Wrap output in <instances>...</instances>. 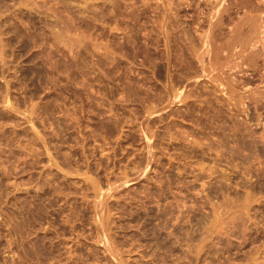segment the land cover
I'll return each mask as SVG.
<instances>
[{
    "label": "rangeland",
    "instance_id": "rangeland-1",
    "mask_svg": "<svg viewBox=\"0 0 264 264\" xmlns=\"http://www.w3.org/2000/svg\"><path fill=\"white\" fill-rule=\"evenodd\" d=\"M263 2L0 0V264H264Z\"/></svg>",
    "mask_w": 264,
    "mask_h": 264
},
{
    "label": "bare ground",
    "instance_id": "bare-ground-1",
    "mask_svg": "<svg viewBox=\"0 0 264 264\" xmlns=\"http://www.w3.org/2000/svg\"><path fill=\"white\" fill-rule=\"evenodd\" d=\"M221 1H222V0H221ZM263 1H264V0H263ZM86 2H87V0H86ZM88 2H89V1H88ZM93 2H94V1H93ZM84 3H85V2H84ZM219 3H220V2H219ZM263 3H264V2H263ZM86 4H87V3H86ZM86 4H85V6H86ZM169 4H171V3H169ZM169 4H168V5H169ZM222 4H223V3H222ZM225 4H226V3H225ZM81 5H82V3H81ZM83 5H84V4H83ZM83 5H82V6H83ZM92 5H93V4H92ZM77 6H78V5H77ZM85 6H84V7H85ZM180 6H182V5H180ZM79 7H80V6H79ZM169 7H171V6H169ZM174 7H175V6H174ZM260 7H261V6H260ZM81 8H82V7H81ZM86 8H87V6H86ZM97 8H98V7H97ZM223 8H224V7H223ZM166 9H167V8H166ZM211 9H212V8H211ZM215 10H217V9H215ZM218 10H219V9H218ZM221 10H222V9H221ZM77 11H78V10H77ZM212 11H213V10H212ZM215 12H216V11H215ZM215 12H214V14H215ZM236 12H237V11H236ZM260 12H261V11H260ZM82 13H83V12H82ZM84 13H85V12H84ZM262 13H263V11H262ZM79 14H80V13H79ZM216 14H217V13H216ZM214 16H215V15H214ZM255 16H256V15H255ZM253 17H254V16H253ZM261 17H262V16H261ZM261 17H260V18H261ZM263 17H264V16H263ZM166 18H167V17H166ZM209 19H211V18H209ZM240 19H241V18H240ZM243 20H244V19H243ZM253 20H254V19H253ZM211 22H212V21H211ZM245 22H246V21H245ZM258 22H259V21H258ZM238 23H239V22H238ZM248 23H249V22H248ZM253 23H254V21H253ZM260 23H261V22H260ZM260 23H257V25L260 24ZM261 24H262V23H261ZM248 26H249V25H248ZM250 26H251V25H250ZM255 26H256V25H254V28H256ZM220 27H221V26H220ZM251 27H252V26H251ZM251 27H250V30H253L254 28L251 29ZM258 27H259V28H260V27L262 28V25H261V26L259 25ZM263 27H264V26H263ZM240 29H241V28H240ZM248 29H249V28H248ZM256 29H257V28H256ZM233 30H234V29H233ZM250 30H249V31H250ZM258 30H259V29H258ZM211 31H212V30H211ZM236 31H237V30H236ZM246 31H247V30H246ZM262 31H263V30H262ZM254 32H256V31L254 30ZM258 32H260V30L257 31L256 33H258ZM263 32H264V31H263ZM263 32H262V33H263ZM249 33H250V32H248V34H249ZM252 33H253V31H252ZM207 34H209V33H207ZM250 34H251V33H250ZM254 34H255V33H253V35H254ZM201 35H202V34H201ZM209 35H210V34H209ZM200 37H201V36H200ZM202 37H203V36H202ZM207 37H208V36H207ZM220 37H221V36H220ZM237 38H238V37H237ZM246 38H247V37H246ZM196 39H197V38H196ZM212 39H213V37H212ZM262 39H264V38H262ZM262 39H261V40H262ZM208 40H209V39H208ZM208 40H207V41H208ZM222 40H223V39H222ZM252 40H253V39H251V41H252ZM254 40H255V39H254ZM223 41H224V40H223ZM248 41H249V38L247 39V42H248ZM251 41H250V44H251ZM235 42H236V41H235ZM245 42H246V40H245ZM254 42H256V40H255ZM261 42H262V41H261ZM202 43H203V42H202ZM202 43H201V44H202ZM214 43H215V42H214ZM227 43H228V42H227ZM229 43H230V42H229ZM220 44H221V43H220ZM239 44H240V43H239ZM250 44H249V45H250ZM252 44H253V42H252ZM254 44H255V43H254ZM259 44L261 45V43H259ZM206 45H207V44H206ZM209 46H210V45H209ZM230 46H232V45H230ZM235 46H236V45H235ZM245 46H246V45H245ZM219 47H220V45H219ZM237 47H238V46H237ZM241 47H242V46H241ZM241 47H240V48H241ZM249 47H251V46H249ZM233 48H234V47H233ZM245 48H246V47H245ZM262 48H263V47H262ZM262 48H261V49H262ZM203 49H204V48H203ZM207 49H208V48H207ZM209 49H210V48H209ZM218 49H220V48H218ZM234 49H235V48H234ZM234 49H233V50H234ZM201 50H202V49H201ZM236 50H237V49H236ZM242 50H243V49H242ZM247 50H248V49H247ZM247 50H245V51H247ZM210 51H211V50H210ZM210 51H209V52H210ZM227 51H228V50H227ZM231 52H234V51H231ZM249 52H250V51H249ZM203 53H204V52H203ZM219 53H220V52H219ZM241 53H242V52H241ZM199 54H200V53H199ZM225 54H226V51H225ZM235 54H236V53H235ZM238 54H239V53H238ZM238 54H237V55H238ZM248 54H249V53H248ZM195 55H196V54H195ZM195 55H194V56H195ZM208 55H209V54H208ZM230 55H231V54H230ZM199 56H200V55H199ZM209 56H210V55H209ZM243 56H244V55H243ZM224 57H225V56H224ZM228 57H229V56H228ZM231 57H232V56H231ZM233 57H235V56L233 55ZM214 58H215V57H214ZM237 58H238V57H237ZM239 58H240V57H239ZM248 59H249V58H248ZM250 59L252 60V58H250ZM262 59H263V58H262ZM224 60H225V59H224ZM226 60H227V59H226ZM235 60H236V59H235ZM243 60H244V59H243ZM210 61H211V60H210ZM229 61H230V60H229ZM229 61H228V62H229ZM239 61H240V59H239ZM256 61H257V60H256ZM225 62H226V61H225ZM231 62H232V61H231ZM231 62H230V63H231ZM247 62H249V61H247ZM250 62H251V61H250ZM252 62H253V60H252ZM252 62H251V63H252ZM257 62H258V61H257ZM201 63H202V62H201ZM237 63H238V61H237ZM237 63H236V64H237ZM244 63H245V62H244ZM209 64H210V63H209ZM233 64H234V60H233ZM233 64H232V65H233ZM236 64H234V65H236ZM255 64H256V63H255ZM259 64H260V63H259ZM262 64H264V63L262 62ZM216 65H217V64H216ZM227 65H229V64H227ZM245 65H246V64H245ZM220 66H221V65H220ZM229 66H231V64H230ZM250 66H251V65H250ZM253 66H254V63H253ZM210 67H211V66H210ZM223 67H224V66H223ZM225 67H226V65H225ZM232 67H234V66H231V68H232ZM236 67H237V66H236ZM211 68H212V67H211ZM255 68H256V67H255ZM212 69H213V68H212ZM222 70H223V69H222ZM226 70H227V69H226ZM230 70H231V69H230ZM233 70H234V69H233ZM235 70H236V69H235ZM220 71H221V70H220ZM229 73H230V72H229ZM258 73H259V72H258ZM220 74H221V73H220ZM232 75H233V74H232ZM167 77H168V76H167ZM261 77H262V76H261ZM168 79H169V78H168ZM232 79H233V78H232ZM227 82H228V81H227ZM225 83H226V82H225ZM233 83H234V82H233ZM237 83H238V82H237ZM171 84H172V83H171ZM226 84H227V83H226ZM229 86H230V85H229ZM262 89H264V88H262ZM259 91H260V90H259ZM261 95H262V94H261ZM262 96H263V95H262ZM262 96H261V97H262ZM263 98H264V97H263ZM233 105H234V104H233ZM263 130H264V129H263ZM255 197H256V196H255Z\"/></svg>",
    "mask_w": 264,
    "mask_h": 264
}]
</instances>
